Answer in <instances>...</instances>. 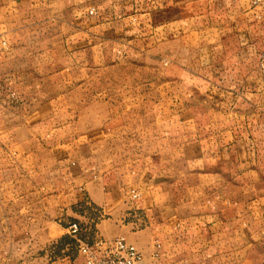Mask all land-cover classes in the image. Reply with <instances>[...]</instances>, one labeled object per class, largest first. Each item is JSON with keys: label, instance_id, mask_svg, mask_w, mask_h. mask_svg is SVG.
Instances as JSON below:
<instances>
[{"label": "crops", "instance_id": "obj_1", "mask_svg": "<svg viewBox=\"0 0 264 264\" xmlns=\"http://www.w3.org/2000/svg\"><path fill=\"white\" fill-rule=\"evenodd\" d=\"M112 8L107 21L100 16L74 18L68 47L78 50L73 56L78 57L81 70L112 67L87 66L101 64L104 55L108 57L103 51L107 42L114 54L115 46H121L124 40L129 47L138 37H158L180 52L179 42L185 39L188 48H196L205 56L196 69L205 66L210 72L212 80L207 83L220 84V77L213 75L222 70L223 84L231 89L222 96L210 94L206 110L192 103L186 123L169 147L162 132L158 146L142 158L126 161L112 150L103 129L93 137L91 133L76 136L73 124L60 126L57 100L48 95L18 96V83L14 81L17 89L12 91L14 99L9 104L16 111L18 106L23 108L28 126L50 146L63 193L74 204L117 216L96 223L89 242L108 240L103 234L125 233L139 249L149 245L145 252L140 250L146 264H153L149 250L153 242H159L153 232L165 229L170 231V239L162 240L165 246L169 241L192 245L193 252L187 257L162 255L154 258V264H212V252L218 246L239 248L237 252L224 251V264H251L248 248L264 245V68L248 65L247 57L254 58L264 48V7H255L252 0H134L125 8ZM244 66H248L249 76L243 78L237 72L245 71ZM15 77L18 80L16 69ZM200 78L198 73L197 80ZM236 85L244 89L233 90ZM3 89L0 82V99ZM131 189L141 194L133 204L144 215L141 228L119 220L130 209L125 199ZM35 220L7 226L0 223V231L9 232L7 245L12 247L8 254L3 252L2 235L0 264H85L81 251L71 253L72 245L65 243L69 225L47 229ZM102 223L108 228L102 229ZM42 229L46 242L61 246L60 254L49 256L45 263L40 262L43 253L38 252L40 238L36 235ZM77 235L74 237L80 248L87 240L81 232ZM252 236L254 240L250 241ZM220 239L221 243L215 245L214 241ZM256 255V261L264 263L263 254Z\"/></svg>", "mask_w": 264, "mask_h": 264}, {"label": "rangeland", "instance_id": "obj_2", "mask_svg": "<svg viewBox=\"0 0 264 264\" xmlns=\"http://www.w3.org/2000/svg\"><path fill=\"white\" fill-rule=\"evenodd\" d=\"M133 1L0 0V82L4 85L0 99V223L3 226L31 218H36L35 223L47 229L48 226L55 228L76 221L80 226L79 232L87 240L85 243L93 244L89 241L94 237L95 224L117 217L74 204L63 193L50 146L28 126L22 114L23 108L18 106L19 111H16L10 105L9 100L14 99L12 91L17 89L14 81L18 83V96L44 98L48 95L57 100L55 108L60 126L73 124L76 136L91 133L93 137L95 132L103 129L112 150L125 161L142 158L153 150L158 146L162 132L166 134L169 147L186 123V112L192 103L201 111L206 110L211 103L210 94L222 96L225 90L231 89L223 84L225 77L221 76L225 72L222 70L213 75L220 77V84L212 86L213 83H207L212 80L210 72L205 66L202 70L196 69L205 56L196 48H188L185 39L179 42L180 52L158 37L137 36L138 39L131 41L129 47L124 40L120 48L115 46L114 54H111L110 42H107L103 51L108 57L104 55L101 64L87 66L112 67L81 70L78 57L73 56L78 50L68 47L67 36L75 29L74 18L79 15L100 16L107 21L113 5L125 8ZM247 64L264 68V48L254 58L248 56ZM244 68L245 71L237 72L243 78L249 76L248 66ZM198 73L203 82L201 78L197 80ZM232 89L244 88L236 85ZM135 192L139 191L136 189ZM140 197L141 194L134 197L132 189L126 193L125 203L130 209H126L127 213L119 220L125 219L133 222L135 227H143L144 215L133 205ZM22 209L24 214L21 215ZM104 228H108L106 223H102ZM8 233L0 231V238L5 236L2 242L6 254L12 248L7 245ZM153 233L156 235L154 239L159 241L153 242L149 250L153 264L156 263L154 258L162 255L187 257L185 255L190 256L193 252L192 245H176L169 241L165 246L162 240L170 239L168 230ZM36 235L40 238L38 252L43 253L40 262L45 263L49 256L60 254L59 243L46 242L44 229ZM116 236L126 238L125 233L102 235L109 239ZM77 237L68 233L65 238V243L72 245L71 253L80 251ZM217 240L215 245L221 243V239ZM148 246H140V249L145 252ZM226 249L237 252L239 248L218 246L212 252L215 261L212 264H224L222 254ZM257 252L264 256V245L248 248L251 264H264L256 261ZM47 253L48 257H45Z\"/></svg>", "mask_w": 264, "mask_h": 264}, {"label": "built area", "instance_id": "obj_3", "mask_svg": "<svg viewBox=\"0 0 264 264\" xmlns=\"http://www.w3.org/2000/svg\"><path fill=\"white\" fill-rule=\"evenodd\" d=\"M252 4L264 7V0H252ZM138 192L133 190V196ZM78 222L69 224V233L76 236L79 233ZM81 253L85 256L86 264H146L145 255L135 244L129 242L124 236H116L108 240H99L93 244L83 243ZM158 255V252L155 253Z\"/></svg>", "mask_w": 264, "mask_h": 264}]
</instances>
